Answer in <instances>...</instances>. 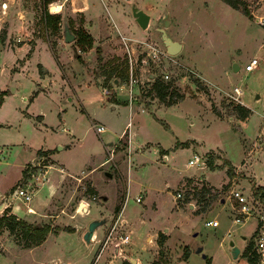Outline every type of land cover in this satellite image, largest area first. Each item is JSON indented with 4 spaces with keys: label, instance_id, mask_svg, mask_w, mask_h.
I'll return each instance as SVG.
<instances>
[{
    "label": "rangeland",
    "instance_id": "rangeland-1",
    "mask_svg": "<svg viewBox=\"0 0 264 264\" xmlns=\"http://www.w3.org/2000/svg\"><path fill=\"white\" fill-rule=\"evenodd\" d=\"M101 1L104 16L90 21L54 0L61 10L53 26L44 18L55 15L51 3L0 0V200L28 227L51 230L26 249L23 232L0 228V264H121L125 256L134 264H224L241 236L258 251L264 208L252 191L264 184V0H239V10L221 0H130L149 15L145 29L133 22L130 1ZM64 20L73 34L91 36L90 48L63 41ZM158 28L182 45L178 53H166ZM252 58L257 65L246 72ZM156 82L175 104L158 99ZM234 105L249 115L239 120ZM182 141L194 142L174 147ZM146 143L153 146L140 150ZM241 187L251 214L236 223L231 192ZM16 188L30 201L13 196ZM92 218L106 221L87 244Z\"/></svg>",
    "mask_w": 264,
    "mask_h": 264
},
{
    "label": "trees",
    "instance_id": "trees-1",
    "mask_svg": "<svg viewBox=\"0 0 264 264\" xmlns=\"http://www.w3.org/2000/svg\"><path fill=\"white\" fill-rule=\"evenodd\" d=\"M54 0H44V3L46 5L52 3ZM222 2H224L225 4H227L228 6H230L233 9L239 10V7L242 3L239 2V0H221ZM242 12L247 15V10L244 8L241 9ZM45 19H49L53 21V26H55V23L58 22L59 17L58 15H51L49 13H46L44 15ZM75 44L78 47L79 50H85L87 48L91 47L92 44V38L91 36L83 29H78L75 32ZM119 79V78H117ZM116 79V80H117ZM115 80V79H114ZM153 89L156 92V96L158 97V99L165 103L166 105H173L176 102L173 100L170 101H164V97L165 94L163 93V90H165V86H163L160 82H156L153 84ZM6 94V92H0V104L2 102V97L3 95ZM171 94V93H170ZM176 94V93H175ZM172 95H169V97H172ZM178 98H182L180 95H177ZM233 111L234 113L237 115V118L239 120H243L245 119L248 115H249V109L247 107H244L242 105H234L233 107ZM125 146V145H124ZM38 150L36 155L37 156H45L47 152H43ZM45 153V155H44ZM206 166L210 169L213 170L215 167L212 163V158H207L206 160ZM229 165V164H226ZM24 172V171H23ZM24 175V173H23ZM227 176L229 177H233V173L231 171V166L228 167L227 169ZM206 190L204 189V192ZM253 197L255 199H257L262 207L264 208V187L263 186H256L253 187V191H252ZM200 196V195H199ZM200 198H198L199 200ZM119 211V208H115V214H117ZM9 211L7 209H4L3 212L0 215V228H5L6 230H8L9 232H15L16 234L18 232H23L22 235L25 236V248L26 249H30L32 247H34L35 245L38 244V242L40 240L43 239V237L48 233V231H51L50 228L48 227V225H43V226H39L37 224L28 227L27 224L23 221L18 220L14 215H12L11 213H8ZM69 231V230H66ZM56 232V231H53ZM28 235V240L30 241V243L27 242L26 240V236ZM162 244L161 239L158 240V245L160 246ZM183 256H185V251H183ZM241 258H243L248 264H261V254L260 252L256 251V249H254L253 247V243L252 241H249V243L245 246V248L243 249L242 253H241ZM121 264H129L128 261H122ZM208 264V263H207Z\"/></svg>",
    "mask_w": 264,
    "mask_h": 264
},
{
    "label": "crops",
    "instance_id": "crops-1",
    "mask_svg": "<svg viewBox=\"0 0 264 264\" xmlns=\"http://www.w3.org/2000/svg\"><path fill=\"white\" fill-rule=\"evenodd\" d=\"M65 1V0H64ZM68 2H69V10H68V15L69 16H71V17H73V15H75L76 13H81V14H83L84 15V18H85V20L86 19H89L90 21H92V19L94 18V19H99V18H101V17H103L104 15H103V12H102V9H101V7H100V3H102V1L101 0H97L98 2H100L98 5H97V7L98 8H100V10H98V8L96 7V5H95V1L94 0H77L76 2L74 1H72V0H67ZM62 6V5H61ZM103 6H104V9H105V11L107 12V15H108V17L111 19V20H114V17H113V14H110V12H108L107 11V7L103 4ZM101 12V13H100ZM120 16V18L122 19V25H120L122 28H123V26H125V21H124V19H123V17L121 16V15H119ZM115 21V20H114ZM120 22V23H121ZM133 22H134V20H133ZM119 23V24H120ZM118 24V23H117ZM116 24V25H117ZM118 24V25H119ZM136 25V24H135ZM84 27L86 28V26L84 25ZM103 127V126H102ZM104 129V128H103ZM105 130V129H104ZM104 132V131H103ZM102 132V133H103ZM124 135H126V137H127V132H125L123 135H122V137L124 136ZM121 137V138H122ZM120 138V139H121ZM119 139V140H120ZM118 140V141H119ZM188 142L189 141H182V142H177L175 145H174V147L176 148V147H185V146H189L190 144L192 145V143L194 142V141H192V143H191V141H190V143L188 144ZM181 144V143H184V144H182V145H179V144ZM187 143V144H186ZM150 143H146V144H144V147H142L140 150H144V149H148V148H150V146H153L152 144H150ZM107 145V144H106ZM109 145H110V143H109ZM128 137H127V142H126V149L128 150ZM156 145V144H155ZM67 147V146H66ZM159 148V147H158ZM160 150H159V152L161 153V156H163V161H166V159H167V156H166V150H164L163 148H159ZM127 153H129V151L127 152ZM129 156V155H128ZM51 158V157H50ZM194 158H197V157H194ZM194 158L193 159H191V160H194ZM35 160V157L31 160V161H34ZM194 162V161H193ZM103 164V161H101L100 163H99V165H102ZM188 165H193L192 163L191 164H188ZM49 167V166H48ZM99 170H100V172H101V174H102V177L104 178L105 176L103 175L104 173H106V171H103L102 170V167H100L99 168ZM90 171H91V169H90ZM127 171H128V166H127ZM69 176H71V175H69ZM36 179H37V177H36ZM257 184L259 185V186H264V184H260V183H258V181H257ZM38 185H39V183H38ZM0 201H2L1 203H0V205L1 204H3V208H6V209H9V211H10V208L7 206V202H6V198L5 197H3V198H1V200ZM189 206V205H188ZM121 209H122V206L120 207V209H119V211H118V216H119V214H120V211H121ZM11 213V212H10ZM116 214V215H117ZM95 217H97V216H93V218H95ZM92 218V219H93ZM99 218V217H98ZM262 219L260 220L261 221V223H260V227H259V231L260 232H262V233H264V216H262L261 217ZM206 223V222H205ZM206 225V224H205ZM206 226H208V225H206ZM211 227V226H210ZM166 230V229H165ZM96 231V230H95ZM95 231H94V233H93V236H92V238H91V240L95 237ZM241 238H242V240L244 241V243H243V246L240 248L239 247V249H238V254H237V256L236 257H233V255H232V253H231V256L230 255H228V256H226V262L224 263V264H248L243 258H241V253H242V251H243V249L245 248V246H246V244H247V239H246V237L245 236H241ZM120 239V238H119ZM90 240V241H91ZM247 240V241H246ZM121 242H123L122 241V238H121V240H120ZM126 241H128V239L126 240ZM126 241L125 242H123V243H126ZM232 252V251H231ZM258 252H260V254H261V264H264V235H263V247H262V250L261 251H258ZM125 256V255H124ZM127 256H125V260L127 261ZM123 261V260H122Z\"/></svg>",
    "mask_w": 264,
    "mask_h": 264
},
{
    "label": "water",
    "instance_id": "water-1",
    "mask_svg": "<svg viewBox=\"0 0 264 264\" xmlns=\"http://www.w3.org/2000/svg\"><path fill=\"white\" fill-rule=\"evenodd\" d=\"M125 1H130V0H125ZM128 4H129L131 16H132L136 26L140 29H145L148 25V22H149V15L146 14L142 9H139L136 6V4L133 3L132 1H130ZM167 24H168V21H164V27ZM157 31L160 34V39H161L163 46L165 48V51L168 55H175L176 53H178L180 51L182 45L179 42L172 40L167 35L164 28H158ZM62 32H63V41L65 43H70V42L74 41L75 35L70 30V28L67 25L65 20L62 22ZM232 67H233V70H235V71L238 69V66L234 61H232ZM116 82H117V80L115 79L114 83H116ZM58 148H60V147H58ZM104 176L109 178L110 174L106 172V173H104ZM2 207H3V204L0 205V209H2ZM189 207H190V205H189ZM105 221H106V219H104V218L93 219L92 221H90L89 224L87 225L86 231L82 235L83 241L87 244L90 243V240L93 236L95 229L97 227H99L100 225H102L103 223H105ZM229 245L232 248L233 257H236L238 252H239L238 248L234 247L232 242H230ZM201 251H202L201 247H198L196 249V253H200ZM202 258H205V255H202ZM127 261L129 262V264H134V259L127 258Z\"/></svg>",
    "mask_w": 264,
    "mask_h": 264
},
{
    "label": "built area",
    "instance_id": "built-area-1",
    "mask_svg": "<svg viewBox=\"0 0 264 264\" xmlns=\"http://www.w3.org/2000/svg\"><path fill=\"white\" fill-rule=\"evenodd\" d=\"M257 65V59L255 58H252L249 60V62L244 66V69L246 72H249L251 71L252 69H254V67ZM128 83H129V93H131V87L135 84H137V80L135 78H132L130 77L128 79ZM123 87V86H122ZM128 90V88H127ZM234 93L239 95L240 93V90L238 88H234ZM101 93L103 96H107L109 95V90L106 88V87H103L101 88ZM93 129L95 131V133L98 135V134H101L104 129L101 125H93ZM198 158H194V160H190L189 161V164L193 163V161H196ZM197 165H203V163L201 162H197L196 163ZM243 191H244V188L241 187L237 190H234L231 192V195L232 197L235 199V201L237 202V204L239 205L238 207V214L237 216L233 217V221L236 222V223H239V222H243L247 217H250V207L247 205L246 203V197L243 196ZM11 194L15 197H19L22 199V201L24 203H27L30 201L31 199V194L29 192H27L25 189H22V188H16L14 189ZM175 198L179 199L181 198V194L180 193H175ZM140 198L139 196H137L136 198V201H139ZM27 211L30 212L31 209L30 208H27ZM262 218L260 217L259 220H261ZM206 225L208 226H211V227H216L218 225V222L216 220H208L206 221L205 223ZM263 235L264 233L260 232L259 231V234H258V237L256 239V247H257V250L258 251H261L262 250V247H263ZM127 240V236H123L122 237V241L125 242Z\"/></svg>",
    "mask_w": 264,
    "mask_h": 264
},
{
    "label": "bare ground",
    "instance_id": "bare-ground-1",
    "mask_svg": "<svg viewBox=\"0 0 264 264\" xmlns=\"http://www.w3.org/2000/svg\"><path fill=\"white\" fill-rule=\"evenodd\" d=\"M72 1L73 2L75 1L76 2L77 0H72ZM2 6L5 7L4 4ZM60 10H61V7H60V4H58V3H51L49 5V11L51 13H53V14L60 12Z\"/></svg>",
    "mask_w": 264,
    "mask_h": 264
}]
</instances>
